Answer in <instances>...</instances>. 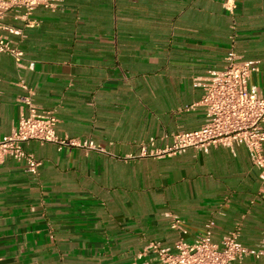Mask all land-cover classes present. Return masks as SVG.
Listing matches in <instances>:
<instances>
[{
    "label": "crops",
    "instance_id": "obj_1",
    "mask_svg": "<svg viewBox=\"0 0 264 264\" xmlns=\"http://www.w3.org/2000/svg\"><path fill=\"white\" fill-rule=\"evenodd\" d=\"M65 0L38 7L24 37L34 69L0 54V138L26 110L21 77L36 102L59 119L57 132L98 149L30 141L39 174L24 159L0 163V264H162L150 241L180 238L167 212L194 242L213 219L220 242L241 226L243 245L264 240V182L243 145L164 150L179 131L199 128L202 82L232 50L256 62L251 83L264 95V0ZM241 264H264L249 256Z\"/></svg>",
    "mask_w": 264,
    "mask_h": 264
},
{
    "label": "built area",
    "instance_id": "obj_2",
    "mask_svg": "<svg viewBox=\"0 0 264 264\" xmlns=\"http://www.w3.org/2000/svg\"><path fill=\"white\" fill-rule=\"evenodd\" d=\"M225 6L232 11L236 5L233 0H227ZM38 7L57 12L63 10L65 0H0V54L11 55L19 68L34 69L35 62L26 59L24 50L13 37H24L17 22H25L27 26L37 25L39 21L33 18V14ZM258 70L256 62L242 59L234 50L230 51L225 67L211 72L202 82V97L192 105L203 109L204 123L197 129L175 133L173 143L164 150L153 148L154 142L152 146L144 144L142 155L160 156L188 148L207 150L219 144L229 147L243 145L264 182V95L251 83L254 72ZM17 84L22 92L16 99L26 111L21 114L12 132L0 138V163L7 157L24 159L27 170L38 175L40 163L34 154L25 149V144L33 140L53 142L59 147L99 148L89 138L60 136L56 114L44 110L36 102L34 90L21 77ZM166 215L170 218L171 227L180 232V238L170 247H164L159 241H150L139 256L153 252L162 264H241L249 256H264V240L258 248L241 243L239 223L220 242H215L211 238L215 222L209 219L206 233L189 242L185 238L188 231L182 218L171 212Z\"/></svg>",
    "mask_w": 264,
    "mask_h": 264
}]
</instances>
